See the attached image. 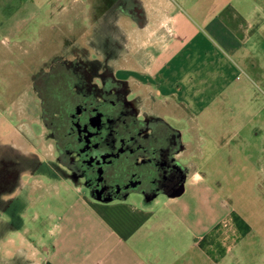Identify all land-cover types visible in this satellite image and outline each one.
<instances>
[{
  "label": "crops",
  "instance_id": "crops-1",
  "mask_svg": "<svg viewBox=\"0 0 264 264\" xmlns=\"http://www.w3.org/2000/svg\"><path fill=\"white\" fill-rule=\"evenodd\" d=\"M24 13L32 21L44 18L33 33L52 31L48 42L60 45L36 73L63 52L73 58L76 83L102 77L123 83L145 131L175 132L171 158L182 177L159 188L148 183L102 194L71 166L80 153L64 155L46 124L49 135L31 145L37 153L16 157L6 180L18 207H0V264H193L199 225L195 206L181 200L187 178H199L211 161L203 116L217 99L264 94V0H0V46L18 35ZM1 56L2 66L18 67ZM62 59L56 62L71 68V58ZM36 110L32 132L41 124L36 116H43L41 106ZM112 159L113 171L130 175L146 165L163 179L152 154L126 151ZM30 210L31 224L25 222Z\"/></svg>",
  "mask_w": 264,
  "mask_h": 264
},
{
  "label": "rangeland",
  "instance_id": "rangeland-1",
  "mask_svg": "<svg viewBox=\"0 0 264 264\" xmlns=\"http://www.w3.org/2000/svg\"><path fill=\"white\" fill-rule=\"evenodd\" d=\"M43 21L46 22L44 18L32 21L26 13L20 15L17 25L23 28L18 35L8 36V44L0 46V53L8 54L11 65L18 63V67L2 66L5 58L0 57V207H18L16 195L6 193V179L16 168L11 160L37 153L32 142L49 135L43 116H36L41 123L32 126L36 132L28 128L29 119H35L33 112L42 102L37 94L40 76L46 74L43 69L53 68L48 66L50 60L36 73L38 65L57 54L60 47L48 42L52 31L33 33L38 22ZM68 58L74 73L76 66L70 54L62 52L52 62L59 65L56 60L68 62ZM213 104L215 108L204 113L202 131L211 161L202 167L199 178H187L181 200L195 206L199 225L194 235L193 264H264V94L232 96L224 104L221 99ZM41 131L44 134L34 136ZM257 156H261L259 160ZM32 214L31 210L25 212L26 223L32 221ZM5 218L8 221L3 223V230L9 231L11 214ZM13 223H18L17 219Z\"/></svg>",
  "mask_w": 264,
  "mask_h": 264
},
{
  "label": "flooded vegetation",
  "instance_id": "flooded-vegetation-1",
  "mask_svg": "<svg viewBox=\"0 0 264 264\" xmlns=\"http://www.w3.org/2000/svg\"><path fill=\"white\" fill-rule=\"evenodd\" d=\"M70 72L69 67L60 63L42 73L37 94L42 101L43 117L61 152L64 155L80 153L79 160L71 164L77 173L87 174L89 183L96 185L95 190L108 196L148 183L152 188H159L169 180L174 183L180 180L182 169L171 158V151L178 148L175 132L166 128L156 130V127L151 132L145 131L147 123L135 118L123 83L106 77L98 82L76 83ZM126 151L131 156L152 154L163 170V179L150 173L146 165L130 175L113 171L115 159L112 157ZM157 173H160L158 168Z\"/></svg>",
  "mask_w": 264,
  "mask_h": 264
}]
</instances>
